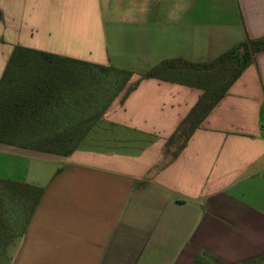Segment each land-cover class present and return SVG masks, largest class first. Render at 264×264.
<instances>
[{"label":"crops","instance_id":"crops-1","mask_svg":"<svg viewBox=\"0 0 264 264\" xmlns=\"http://www.w3.org/2000/svg\"><path fill=\"white\" fill-rule=\"evenodd\" d=\"M263 36L264 0H0V80L16 46L128 71V87ZM125 92L68 157L0 144V181L43 189L9 264L264 257V51L167 165L202 91L154 78Z\"/></svg>","mask_w":264,"mask_h":264},{"label":"trees","instance_id":"trees-1","mask_svg":"<svg viewBox=\"0 0 264 264\" xmlns=\"http://www.w3.org/2000/svg\"><path fill=\"white\" fill-rule=\"evenodd\" d=\"M261 51L264 36L248 38L213 61L166 60L142 75L140 80L161 79L202 91L196 105L168 139L164 165L181 154L195 131ZM98 74L108 75V87L112 89L105 88L103 96L110 94V98L96 113L101 80ZM131 78L132 73L115 67L16 46L0 80V144L64 157L72 155L104 121L106 111L123 91L126 89L124 101L138 87L140 80L127 87ZM0 193V227L7 210L9 218L15 217L8 242L0 243L1 262L10 241L17 240L25 231L43 189L0 181ZM1 236L4 238L5 233L0 229ZM194 264L226 263L204 253ZM245 264H264V257Z\"/></svg>","mask_w":264,"mask_h":264},{"label":"rangeland","instance_id":"rangeland-1","mask_svg":"<svg viewBox=\"0 0 264 264\" xmlns=\"http://www.w3.org/2000/svg\"><path fill=\"white\" fill-rule=\"evenodd\" d=\"M98 76L101 77V80L99 81L100 85L98 84L100 89L97 90V93H98L97 97L100 98V99H99V101L97 103H95V112L96 113H97V111H101L102 110L103 106L105 105L107 100H109V98H110V94H107V95L103 96V94L106 93V92H104L105 88L112 89V86H111V88L108 87V82H109L108 81V75H106V74H98ZM109 80H111V79H109ZM102 125H103V122H100L96 126L94 131H97L99 128H101ZM4 208H7V206L4 207ZM7 211L5 212L6 214L4 215L5 216V220L2 221L1 227H0V229L3 231V233H5V237L3 238L2 236H4V235H2L1 238H0V243L1 244L5 243V242H8V240H9L7 238V235L9 233L8 231H11L13 229V227L15 228V217H14V220H12L11 217L9 218V216H8L9 213ZM23 213L25 214L24 217L26 218L27 217V211L25 210V212L23 211ZM15 241L13 240V241H10V242L14 243ZM9 256H10L9 253L6 250L5 253L2 256V260L3 261H1L0 264H7V261L9 260Z\"/></svg>","mask_w":264,"mask_h":264}]
</instances>
